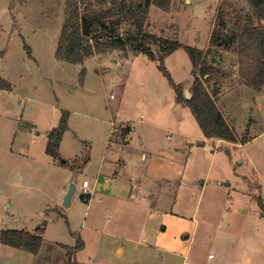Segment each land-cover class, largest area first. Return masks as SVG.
I'll return each instance as SVG.
<instances>
[{
	"label": "rangeland",
	"instance_id": "obj_1",
	"mask_svg": "<svg viewBox=\"0 0 264 264\" xmlns=\"http://www.w3.org/2000/svg\"><path fill=\"white\" fill-rule=\"evenodd\" d=\"M67 1L15 0L11 8V0H0V81L11 87L0 86V233L36 234L41 228L44 240L37 254L0 241V264H181L180 256L142 238L147 207L135 205L128 194L130 179L146 176L150 168L134 157L133 148L123 153L131 157L126 166L115 165L95 187L94 167L108 143L127 133V123L140 143L148 136L155 146L163 138L166 146L171 142L168 147L185 141L183 158L176 159L173 154L180 152L172 148L160 151L171 156L162 163L172 170L170 209L190 217L195 212L198 221L184 264H207L210 252L216 258L208 264H264V88L242 83L235 50L217 45L212 36L235 27L243 9L249 11L248 2L172 0L164 10L150 0H79L82 14L93 10L107 26L95 34L102 39L110 35L112 21L134 34L143 18L148 32L183 44L164 65L185 90L191 92L193 81L185 46L207 52L214 68L205 84H215L217 105L237 142L202 144L178 135L180 129L194 137L201 128L189 107L169 111L175 90L159 61L143 53L125 57L120 49L95 54L82 65L57 58ZM129 7L136 16L127 17ZM166 122L162 130L148 126ZM54 130L61 132L58 159L47 152ZM244 138L249 142L242 144ZM84 179L95 187L89 201L81 196ZM71 180L77 191L67 207ZM159 188L154 181V194H161ZM127 234L142 245L120 238Z\"/></svg>",
	"mask_w": 264,
	"mask_h": 264
},
{
	"label": "trees",
	"instance_id": "obj_2",
	"mask_svg": "<svg viewBox=\"0 0 264 264\" xmlns=\"http://www.w3.org/2000/svg\"><path fill=\"white\" fill-rule=\"evenodd\" d=\"M157 7L169 10L172 0H150ZM249 11L243 9L244 15L238 16L235 27L227 25L220 33L214 31L213 37H217V45L235 50L238 57V69L240 81L254 90L264 88V0H246ZM67 18L59 39L56 56L58 59L82 65L88 57L95 54L110 53L120 49L126 51L125 57L139 53L145 54L150 60L159 61L160 69L171 82L176 101L187 106L195 116L206 138H216L231 142H237V135L224 117L217 105L219 93L215 84H205L207 74L212 75L214 66L207 60V52L191 46H185L192 62L193 81L191 85V98L185 95V84L175 83L164 65V58L173 53L183 44L178 40H168L152 34L145 29L144 19L137 20L138 31L124 33L118 27L120 23L111 27L110 35L102 39L98 34L100 29L107 27L102 22L99 14L86 9L81 13L79 0L67 1ZM101 4V3H98ZM125 7V5H124ZM127 17L136 16V11L129 7ZM126 20V19H124ZM123 20V21H124ZM122 22V21H121ZM160 53L159 55L157 53ZM0 86L10 89V84L2 83ZM65 129V125L62 126ZM61 132L52 131L47 152L54 158L60 157ZM249 142L244 138L242 144ZM261 204L262 199L260 198ZM0 241L3 244L15 247L19 250L37 254L43 244V230L38 229L36 234L24 230L7 229L0 233ZM81 245V244H80Z\"/></svg>",
	"mask_w": 264,
	"mask_h": 264
},
{
	"label": "crops",
	"instance_id": "obj_3",
	"mask_svg": "<svg viewBox=\"0 0 264 264\" xmlns=\"http://www.w3.org/2000/svg\"><path fill=\"white\" fill-rule=\"evenodd\" d=\"M179 105L182 107H187L177 103L175 93V103L172 105L171 110L169 109V111L175 112L173 109H178ZM170 116H172L171 113ZM166 124L169 125V123L166 122L164 124L150 123L148 126L159 127L162 130V128L168 126ZM124 126L127 127V133L123 134L120 140H115L113 144L111 141L108 143L107 150L103 152L99 165L94 167V173H96V176L93 175L95 177V187L99 185V180L103 175L110 176L112 174L115 165L122 164L123 166H126L127 162L131 160V157L128 155V160L127 158H124L123 153L127 152V148H133L135 152L134 157L137 160L143 161L150 168V173H147L146 176H144L143 173H141L142 175L140 173H136L134 177L131 176L137 183H135L132 178L130 179L131 189L128 194V198L131 199L135 205L142 204L144 207H147L146 214L141 224L142 238L146 241L149 238L152 239L153 243L149 244V246L152 248L161 250L167 254H175L176 256H180V258H182L181 264H184L186 257L190 254L189 252L192 249V234L198 227V221L195 220V212H193L192 217H190L181 213L173 212L170 209V192L173 189L170 183L172 170L166 167L165 164L162 165V163L168 159H171V156H168L167 153H162L160 151H167V149L172 148V150L180 152V154H173L176 159L183 158L182 154H185V150L187 149L185 147V141L184 139L177 140L174 142V146L168 147L171 142H167L168 145L166 146L165 140L163 138L161 143L158 142V146H155L153 145V137L148 136L146 139L144 137L140 138V143L138 138L132 136L134 126L128 123ZM178 131V135L180 137L196 140L202 144L211 143V141L216 139L206 138L202 129H200L199 132L198 130L197 132L195 130L196 136L194 137L189 133L182 132L180 129H178ZM216 140L222 141V139ZM138 157H140V159ZM182 173L183 171L181 174H178V176H180V183H182L185 178ZM178 176L175 177L177 179L175 182L178 181ZM154 181L161 186V188H159L161 190V194H154ZM95 187L93 188V191H95ZM98 199L102 201L103 197L98 195ZM73 201L74 197L72 199V202ZM157 201H160V205L156 204ZM120 238L130 240L131 242L133 241L136 245H142V243H140V239H135L134 236L129 234L122 235ZM124 251V247H117L118 253H124ZM210 254L211 252L207 256V264L209 261L216 258V255L210 258Z\"/></svg>",
	"mask_w": 264,
	"mask_h": 264
},
{
	"label": "water",
	"instance_id": "obj_4",
	"mask_svg": "<svg viewBox=\"0 0 264 264\" xmlns=\"http://www.w3.org/2000/svg\"><path fill=\"white\" fill-rule=\"evenodd\" d=\"M15 6V0H11V4H10V7H14ZM158 55L160 54L159 52L157 53ZM185 95L187 98H191L192 96V93L190 92V90H185ZM77 191V186L76 184L71 180L70 182V186L67 190V193L64 197L65 201H64V205L65 206H70L71 202H72V199H73V196L75 195Z\"/></svg>",
	"mask_w": 264,
	"mask_h": 264
},
{
	"label": "built area",
	"instance_id": "obj_5",
	"mask_svg": "<svg viewBox=\"0 0 264 264\" xmlns=\"http://www.w3.org/2000/svg\"><path fill=\"white\" fill-rule=\"evenodd\" d=\"M93 191L91 190L90 181L88 179H84L82 182L81 196L85 201H89L92 196ZM210 258L214 257V254L211 253L209 255Z\"/></svg>",
	"mask_w": 264,
	"mask_h": 264
}]
</instances>
